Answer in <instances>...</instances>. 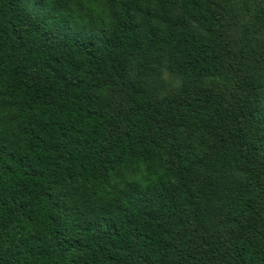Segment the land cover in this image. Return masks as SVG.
I'll return each instance as SVG.
<instances>
[{
  "label": "trees",
  "instance_id": "obj_1",
  "mask_svg": "<svg viewBox=\"0 0 264 264\" xmlns=\"http://www.w3.org/2000/svg\"><path fill=\"white\" fill-rule=\"evenodd\" d=\"M0 264H264V0H0Z\"/></svg>",
  "mask_w": 264,
  "mask_h": 264
},
{
  "label": "rangeland",
  "instance_id": "obj_2",
  "mask_svg": "<svg viewBox=\"0 0 264 264\" xmlns=\"http://www.w3.org/2000/svg\"><path fill=\"white\" fill-rule=\"evenodd\" d=\"M164 79H165L166 84H171L172 83L171 78L167 74H164Z\"/></svg>",
  "mask_w": 264,
  "mask_h": 264
}]
</instances>
